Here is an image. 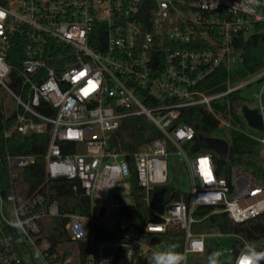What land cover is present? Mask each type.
Wrapping results in <instances>:
<instances>
[{
	"label": "built area",
	"instance_id": "1",
	"mask_svg": "<svg viewBox=\"0 0 264 264\" xmlns=\"http://www.w3.org/2000/svg\"><path fill=\"white\" fill-rule=\"evenodd\" d=\"M145 2L151 6L150 25L138 16ZM0 12V109L10 123L4 135L48 134L47 178L76 180L91 199L89 215L63 214L54 190L39 188L19 200L14 182L9 190L4 180L18 178L19 170L35 165L38 157L0 147V264H78L77 249L64 258L63 250L54 251L43 236L40 222L47 217L67 218V233L84 245V264L152 262L153 253L170 249L153 239L178 231L184 234L181 255L188 264L193 255L209 260L208 250L214 247L208 238L232 237L195 233L193 225L203 219L195 215L197 209L213 206L211 213L225 212L237 223L264 213V183L238 171L231 181L218 175L212 153H200L204 146L192 150L198 141L195 126L181 121L184 109L203 106L218 122L212 137L230 144L231 132L240 131L264 145V135L241 126L242 108L230 99L261 83L259 104L242 102L258 108L264 119V69L229 78L223 91L203 86L219 68L234 73L241 67L234 43L256 24L264 25L260 0H0ZM90 81L96 87L85 95ZM136 116H144L161 136L132 152L124 148L133 142L125 143L122 126ZM186 149L196 155L190 158ZM171 153L188 167L192 189L159 209L151 204V191L178 179L169 177ZM205 157L211 180L198 167ZM134 172L151 218H160L146 224L149 242L101 217L111 191L126 178L131 181ZM117 207L112 202L106 214ZM246 245L236 254L232 247L222 252L232 254L235 264Z\"/></svg>",
	"mask_w": 264,
	"mask_h": 264
},
{
	"label": "trees",
	"instance_id": "2",
	"mask_svg": "<svg viewBox=\"0 0 264 264\" xmlns=\"http://www.w3.org/2000/svg\"><path fill=\"white\" fill-rule=\"evenodd\" d=\"M260 6L264 9V0H260ZM264 25L259 23L255 26V32L249 36L241 35L235 40V46L241 51V67L234 73H229L224 68H219L209 75L203 82V86L211 88L213 92L223 91L227 87L229 78L232 80L246 78L264 69V32L260 30ZM19 49L17 44L15 49ZM19 67V62L16 64ZM232 103L246 101L238 92L230 95ZM181 121L192 124L196 128V139L200 134L205 136H215L217 134V120L209 114L203 106L186 108L182 111ZM10 123L4 118L0 109V147L3 152L16 154H34L38 157L35 165L19 170L16 179L6 178L4 184L11 190L14 182L19 200L25 199L29 194L41 188L48 192L54 190L58 192L56 199L59 202L63 214L79 213L89 215L91 213V199L86 196L84 188L78 181H71L66 178L49 179L45 172V147L49 140L48 134H34L26 137L15 133L12 137L6 138L4 133L9 128ZM122 130L130 132L133 137L132 145H125L128 151H141L147 144L161 136L160 131L153 126L144 116L127 118L122 126ZM260 145L257 140L249 135L233 131L230 135V151L228 158L221 157L212 149L202 147L200 153L210 152L217 165V173L232 180L234 171L247 173L257 181L264 183V157L260 153ZM191 155H196L190 151ZM77 184V190L74 185ZM131 194L133 203L121 208L119 228L124 233L149 242L151 233L146 231V224L149 220L160 221L159 217L151 218V211L145 200V189L139 186L137 174H133L131 180ZM180 191L170 185L157 186L151 191L150 199L154 207L161 208L166 202L179 200ZM213 206H202L195 212L198 218H203L193 225L195 233H223L232 235L231 242L235 254L244 247L245 241L254 246L257 251H264V213L248 221L237 223L230 219L227 213H211ZM67 218L47 217L41 220L43 236L47 237L53 245L54 251L63 250L64 258L71 254V249L79 251L78 264H84V245L71 239L66 230ZM101 236L108 237L104 231L98 232ZM159 243L171 248L176 253L181 254L184 246V234L181 231L158 234ZM245 240V241H244ZM217 261V259H216ZM137 264H152L143 258L138 259ZM212 264V260L204 263ZM217 264H220L217 261ZM264 264V261H262Z\"/></svg>",
	"mask_w": 264,
	"mask_h": 264
},
{
	"label": "rangeland",
	"instance_id": "3",
	"mask_svg": "<svg viewBox=\"0 0 264 264\" xmlns=\"http://www.w3.org/2000/svg\"><path fill=\"white\" fill-rule=\"evenodd\" d=\"M264 32V28L260 30ZM255 32V27L250 30L249 34ZM261 88V83L257 82L251 85V87L242 89L239 94L247 99V103L250 106H257L259 104L258 94ZM10 106L14 108V102L10 103ZM241 126L248 132H251L257 136H263L264 132L252 128L248 122L242 118ZM188 148V147H186ZM260 153L264 157V145L260 146ZM189 153V150L186 149ZM190 155V158H193V155ZM169 163V177L174 178L177 177L180 181L179 191L183 194H190L192 189V181L191 175L188 167L186 165L181 164L180 156L171 153L168 158ZM115 202L119 205L117 208H112L108 214H106L105 209L108 207L109 204ZM133 203V197L131 194V181L126 178L123 183L116 189L112 190L110 193L109 199L106 201V206L104 211L101 215L102 218H108L112 223H118L121 217V206L125 203ZM100 204L99 201H94V205L97 207ZM210 243H212L214 250L216 253H219V256L216 258L220 264H233L234 258L233 255L230 253L224 254L222 252L223 249H229L232 247V242L230 238L223 237L219 240L216 238H208ZM71 251H76V248L71 249ZM207 261L206 257L193 255L189 259L188 264H197V263H204Z\"/></svg>",
	"mask_w": 264,
	"mask_h": 264
},
{
	"label": "water",
	"instance_id": "4",
	"mask_svg": "<svg viewBox=\"0 0 264 264\" xmlns=\"http://www.w3.org/2000/svg\"><path fill=\"white\" fill-rule=\"evenodd\" d=\"M150 7H151L150 4L145 2L142 10L140 11L138 15L147 25H150V22H149ZM237 106L242 108L244 117L252 128H255L260 131L264 130V119H263L262 114L259 112L258 108H251L242 101L238 102ZM122 135L124 137L126 144H131L133 142V138L130 132H122ZM200 146H204L208 149H212L216 153H218L221 157L228 158L229 151H230V144L227 140L223 138L205 136L203 134H200L198 136V141L195 142L194 145L192 146V150L198 151ZM179 185H180V181L176 178L171 182V186L175 189H177ZM51 194L54 196H57L58 192L52 191ZM153 241L154 242L159 241V237L156 236L153 239ZM213 253H214V250L212 248H209L208 253H207L209 260L216 259V257L213 256Z\"/></svg>",
	"mask_w": 264,
	"mask_h": 264
},
{
	"label": "clouds",
	"instance_id": "5",
	"mask_svg": "<svg viewBox=\"0 0 264 264\" xmlns=\"http://www.w3.org/2000/svg\"><path fill=\"white\" fill-rule=\"evenodd\" d=\"M0 17V19H2ZM207 161V166L209 168V159L207 157L200 158L198 160V167L201 171V162ZM83 235V233H81ZM214 257H218L219 253H213ZM185 257L179 253H176L171 248L164 252L153 253L152 264H183ZM264 261V251H257L254 246L246 245L244 249L241 250L240 254L235 259V264H260ZM212 264H217L216 259L212 260Z\"/></svg>",
	"mask_w": 264,
	"mask_h": 264
},
{
	"label": "snow or ice",
	"instance_id": "6",
	"mask_svg": "<svg viewBox=\"0 0 264 264\" xmlns=\"http://www.w3.org/2000/svg\"><path fill=\"white\" fill-rule=\"evenodd\" d=\"M4 15L3 12H0V17H2ZM81 76L84 75L83 73L80 74ZM79 78V77H77ZM96 87V85L93 83V82H89V88L88 89H85L84 90V93L85 95L88 94L89 91H91L92 89H94ZM201 172L204 174L205 178L208 179V180H211L212 179V175H211V172L207 166V161H202L201 162Z\"/></svg>",
	"mask_w": 264,
	"mask_h": 264
}]
</instances>
